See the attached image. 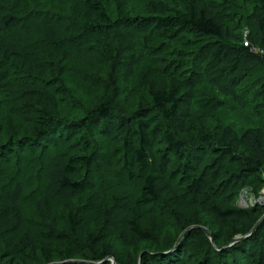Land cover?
Instances as JSON below:
<instances>
[{"label": "rangeland", "instance_id": "obj_1", "mask_svg": "<svg viewBox=\"0 0 264 264\" xmlns=\"http://www.w3.org/2000/svg\"><path fill=\"white\" fill-rule=\"evenodd\" d=\"M9 1L13 3L14 0ZM118 1L127 7V13L116 19L121 25L90 32L83 31L79 17L86 7L85 0H45L44 9L37 10L41 15L32 11L29 5L24 6L32 34H28L29 40L23 35L20 40L26 43L36 41L42 47L41 62L49 69V74L40 82L43 86L53 87L55 98L49 100L51 107L34 104L32 114L24 124V132L18 130V121L10 119L0 109V122L6 127L0 134V152L5 153L2 158L15 156L10 165L0 161V168H6L0 185L6 191L21 184L25 194L21 203L23 225L17 235L21 247L14 249L7 245L0 234V264H70L73 261L79 264H160L162 259L170 257L175 264H251L249 255L253 246L247 247L243 237L264 221V215H255L253 220L246 216L231 218L226 225L211 210L214 205L222 209L232 207L250 211L257 207L264 210V184L257 180V175L252 177L253 181H237L241 166L233 158H230L232 165L224 179V190L216 200H193L186 210L163 205H151L143 210L140 225L154 233L155 238L151 241L138 239L122 227L120 220H111L105 213V208L111 207L115 197H127L134 202L140 195L146 171L138 168L136 178L131 182L123 167L124 147L129 136L124 128H133V119L159 117L161 128L154 140L155 154L160 163L165 157L172 158L169 176L181 177V162L175 154L165 153L166 125L161 110L153 103L150 90L163 80L168 89L184 93L195 69L194 57L184 44L187 38L180 24V20L188 15L186 0ZM156 17L170 19L168 23L163 22L161 31L151 29L157 21L154 25L149 24ZM46 20L52 21L57 28L55 42L50 40L45 29ZM244 24L237 19L231 26L240 33ZM144 25L149 29L150 42L135 29H142ZM175 30L178 36H166ZM134 53L140 56V64L135 66L133 77L125 78L124 67L129 65L128 58ZM13 68V77L17 81L28 77L27 69L21 65ZM211 77L193 87L197 95L192 105L195 125L215 134L220 125L238 123L246 126L253 112L234 108L231 97L224 98L225 105H219L216 99L219 93L208 82ZM210 95L215 101L209 99ZM111 97L115 99L116 108L110 122L94 121L88 132L75 130L69 134L70 138L62 136V140L68 138L72 144L66 146L68 154L88 155L91 162L73 175L83 183V191L70 200L55 201L50 219L43 220L35 209V201L48 181L49 163L64 156L65 150L63 152L58 147L60 150L57 148L56 152L52 147L45 151L40 139L42 142V139L52 138L54 144L61 139L62 133H55L64 123L90 116L92 110ZM15 136L18 138L14 139ZM91 137L93 141L84 148L83 141ZM261 175L264 178V173ZM68 215H73L76 220L74 230L66 220ZM17 221L16 218L14 223ZM90 233L97 236L94 241L89 239ZM211 235L223 246L213 247ZM210 247L214 248V256L210 255ZM89 249L99 254L105 251L111 254L92 263ZM61 257H69L71 261L61 262Z\"/></svg>", "mask_w": 264, "mask_h": 264}, {"label": "trees", "instance_id": "obj_2", "mask_svg": "<svg viewBox=\"0 0 264 264\" xmlns=\"http://www.w3.org/2000/svg\"><path fill=\"white\" fill-rule=\"evenodd\" d=\"M158 1L160 0L151 2ZM185 2L189 6V11L188 15L180 20V24L181 31L187 38L184 44L190 48L195 61L192 80L189 81L190 85L184 93L168 89L163 80L158 81L150 90L153 103L161 110L166 125L165 153L177 156L176 159L181 162L182 169L179 171L181 177L169 176L172 158L165 157L160 163L159 157L155 154L154 140L161 128L159 117L154 115L133 119L135 122L133 128L129 126L124 128L129 136L124 147L123 167L131 182L135 180L138 168L146 171L140 195L134 202L127 197L117 196L113 199L111 207L104 210L109 219L120 220L122 227L140 240L151 241L155 238L152 231L144 230L140 225L146 207L163 205L167 208L186 210L193 200L204 202L216 200L224 190L227 169L232 165L230 158L238 161L241 166L240 173L236 175L237 181H253L252 177L257 175V180L264 184L261 175L264 173V0ZM25 5L32 7V11L43 10L45 0H14L13 3L2 0L0 4V109L9 115L10 119L18 121L17 128L23 132L26 131L24 124L32 114L34 104L51 107L49 100L55 98V94L52 93L53 87L43 86L40 82L49 74V69L41 62L44 54L42 47L36 41L23 43L20 40L22 35L29 40L28 34H32L31 24L26 22ZM85 5V9L79 14L85 32L102 28L110 30L120 26V21L116 22V19L127 13L126 5L121 6L118 0H85ZM37 13L41 15V11ZM237 19L240 24L245 23V26L240 28V33L231 26ZM169 20L156 17L149 24L154 25L157 21L151 29L161 31L164 27L163 22L168 23ZM44 25L51 37L50 40L55 42L58 38L55 24L46 20ZM135 29L144 34L146 41L152 40L147 26ZM166 36L175 38L178 33L175 30ZM245 42H248V45H245ZM128 62L129 65L124 67L125 78L134 76V68L140 64V56L136 53L131 54ZM14 65H21L27 69L28 77L17 81L13 77ZM176 66L177 64L172 69ZM209 76L212 77L208 82L219 93L216 97L219 105H225L224 98L231 97L234 108L253 112V115H249L250 122L246 126L238 123L220 125L215 134L195 125L192 105L197 95L194 94L193 87L195 83L204 81ZM209 99L215 101L211 95ZM115 108V99L111 97L92 110L90 116L64 123L55 133H62L61 139L56 140L54 144L51 142L52 138L42 139V142L40 139L39 143L44 144L42 149L45 151L52 147L56 152L58 147L62 151L65 150L64 156L57 157L49 163L48 181L43 193L35 201V209L43 220L50 219L49 214L53 211L55 201L70 200L83 191V183L74 179L73 175L79 169L87 168L91 162L88 155L68 154L66 146L71 147L72 144L70 145L68 138H65V141L62 138L69 137L75 130L88 132L91 122L100 120L110 122L115 115ZM5 128V123L0 122V134H3ZM16 138L18 137L15 136L14 139ZM92 141V137L85 139L83 147H89ZM13 143L14 141L9 145ZM19 153H22L21 150ZM4 154L3 151L0 152V161L4 160L10 165L15 156L2 158ZM5 172V167L0 168V184ZM1 187L0 185V234L7 245L18 249L21 242L17 235L23 225L21 211V203L25 198L23 186L17 184L6 191ZM211 210L212 214L224 220L226 225L231 218L242 219V216H246L253 220L255 215H264V210L257 207L250 211H242L232 207L222 209L219 205H214ZM16 218L18 221L14 223ZM66 220L71 230H74L76 220L73 219V215H68ZM263 232L264 221L249 235L243 237L247 247L253 246L249 255L251 264H264ZM96 237L93 233L89 234L91 241ZM211 238L213 247L223 246L219 239H214L212 235ZM213 247H210L209 252L214 256ZM89 254L90 262L93 263L101 261L111 253L105 251L99 254L89 249ZM60 259L61 262L71 261L69 257ZM70 264L79 262L73 261ZM160 264H175V261L170 257L162 259Z\"/></svg>", "mask_w": 264, "mask_h": 264}, {"label": "built area", "instance_id": "obj_3", "mask_svg": "<svg viewBox=\"0 0 264 264\" xmlns=\"http://www.w3.org/2000/svg\"><path fill=\"white\" fill-rule=\"evenodd\" d=\"M245 45H248V42H245Z\"/></svg>", "mask_w": 264, "mask_h": 264}]
</instances>
